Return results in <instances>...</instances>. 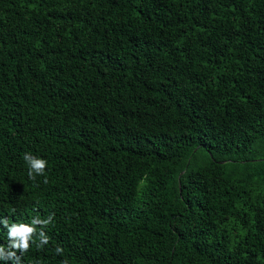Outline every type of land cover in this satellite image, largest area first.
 Segmentation results:
<instances>
[{"label":"trees","instance_id":"1","mask_svg":"<svg viewBox=\"0 0 264 264\" xmlns=\"http://www.w3.org/2000/svg\"><path fill=\"white\" fill-rule=\"evenodd\" d=\"M49 216L0 247L264 264V0H0V217Z\"/></svg>","mask_w":264,"mask_h":264},{"label":"clouds","instance_id":"2","mask_svg":"<svg viewBox=\"0 0 264 264\" xmlns=\"http://www.w3.org/2000/svg\"><path fill=\"white\" fill-rule=\"evenodd\" d=\"M24 160L27 161L29 165L28 175L30 178L34 179V174L42 175L44 173V170L47 166L46 160L35 157L30 153L24 154ZM51 220L52 216H49V218L45 220L33 218L30 224L12 223L9 225L5 218L0 217V223H3V225L7 228L9 240L8 247L19 250L20 253L25 252L30 247V241H32L33 237L37 233L36 225L45 226L49 224ZM48 241L49 237L46 235V233L43 230L39 231L38 247L47 244ZM4 249V247H0V259L11 260L13 261V264H20V256L16 254V251L10 250L5 253ZM56 251L60 253L63 250L57 247Z\"/></svg>","mask_w":264,"mask_h":264}]
</instances>
